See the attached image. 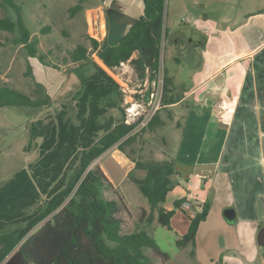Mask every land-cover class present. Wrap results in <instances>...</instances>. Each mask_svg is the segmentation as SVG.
Masks as SVG:
<instances>
[{"label": "trees", "instance_id": "obj_1", "mask_svg": "<svg viewBox=\"0 0 264 264\" xmlns=\"http://www.w3.org/2000/svg\"><path fill=\"white\" fill-rule=\"evenodd\" d=\"M165 1L143 0L142 14L118 44L88 38L89 47L77 45L67 52L69 61L77 65L73 72L79 79V89L53 112L30 123L26 150L34 146L38 156L0 184V264H153L145 249L168 260L147 228L154 221L170 227L174 210L162 205L174 184L171 176L175 175V160L134 163L144 176L128 177L150 210L146 216L140 213L135 229L124 234L120 199L105 198V192L116 195V191L101 169L92 167L115 146L123 152V146L134 138L137 123H125L120 86L106 69L112 71L130 63L140 79L150 84L156 81L166 37ZM81 3L69 9L72 15L83 9ZM0 8H11L16 15L15 21L1 18V30L18 31L14 43L35 57L36 42L30 41L21 7L15 0H0ZM38 59L45 65L43 56ZM163 73L161 105L167 106L175 99L165 68ZM26 76L31 77L29 69ZM35 88L36 98L31 99L0 84V107H51V98L42 85L35 83ZM160 124L156 112L140 131L156 132ZM183 203L184 199L173 203L189 221L185 234L176 242L181 249L193 242L207 216L205 206L188 215L181 207Z\"/></svg>", "mask_w": 264, "mask_h": 264}, {"label": "rangeland", "instance_id": "obj_2", "mask_svg": "<svg viewBox=\"0 0 264 264\" xmlns=\"http://www.w3.org/2000/svg\"><path fill=\"white\" fill-rule=\"evenodd\" d=\"M79 1L15 0V3L21 7V16L30 32V41L36 42V55L33 58L22 45L14 43L18 31L10 33L0 28V84L35 99V83H38L42 85L44 93L52 102L49 108L0 107V184L9 180L16 171L26 168L38 156L34 146L26 150L30 123L53 112L60 102L70 98L79 89V79L73 72L77 65L69 61L67 52L77 45L89 47L88 38L109 41V17L103 11L95 10V5L101 0H81L83 9L72 15L69 9ZM262 1L227 0V3H224L223 0H211L210 9L213 13H210V16L214 20L219 10H225L224 19L228 23L229 20L237 19L255 7H261ZM174 8V0L165 1L164 24L168 36L179 26H183V22L186 23L182 21L183 18L192 20L195 16L203 14L199 5H190L178 16ZM3 17L16 20L14 10L11 8H0V19ZM189 25H192L191 21ZM45 29L48 30L44 33ZM183 38V44H186V32ZM162 45L159 74L161 81H163L164 68L168 73L172 71L168 56L170 45L165 39ZM194 49L197 53L201 52L200 42L194 46ZM39 55L44 57L45 65L39 61ZM92 57L97 61L96 57ZM135 58L136 54H133L132 59ZM28 69L31 77L26 76ZM106 71L120 86L122 95L120 107L124 111L125 123L126 121L132 123V117L137 112L141 116L136 122H140L143 112L147 110V101L142 103V96L148 97L155 83L150 84L148 80L140 79L130 63ZM188 84V81L184 82L185 86ZM160 111L165 126L159 128L157 133L146 129L144 132H132L134 138L123 146V152L115 146L92 164V167L98 166L101 169L116 191V195L105 192V198L120 199L122 208L119 218L122 221L123 234L132 232L140 213L144 212L146 216L150 210L147 200L128 177L130 175L142 179L144 176L143 171L134 168V163L171 162L175 158L178 144L174 133L175 127L170 122L169 115L163 112V109L157 113ZM139 128L140 126L136 130ZM35 143L38 144L39 141ZM176 179L175 175L171 176L172 182ZM187 184L185 179L179 178V184H173L162 205L167 210H174L170 227L161 226L154 221L147 228L158 249L168 256V260L164 261L152 250L145 249V254L151 258L153 264H264V248L258 243V234L263 225L255 231L250 223H239L234 219L227 221L222 208V204L225 203L224 190L222 192H218L216 188L210 190L199 181L191 192L194 197L205 200L207 218L202 222L195 239L188 247L181 249L176 245L177 240L186 232L189 221L182 211L174 208L173 203L181 197H186L189 188ZM195 200L183 203L187 214L190 211L196 213L200 210V206L197 205L199 201Z\"/></svg>", "mask_w": 264, "mask_h": 264}, {"label": "crops", "instance_id": "obj_3", "mask_svg": "<svg viewBox=\"0 0 264 264\" xmlns=\"http://www.w3.org/2000/svg\"><path fill=\"white\" fill-rule=\"evenodd\" d=\"M210 1L174 0L177 16L190 5H199L203 14L183 18L186 23L169 36L166 31L172 71L165 72L175 103L161 109L178 143L173 183L185 179L191 194L198 181L210 190H224L222 208L234 211L235 222L250 223L258 231L264 227V0L228 23L225 10L211 18ZM95 6L109 17L110 45L118 44L143 12V0H101ZM146 99L142 96L141 102ZM161 112L153 133L165 126ZM208 164L214 166L212 174H194L196 166ZM194 198L207 208L203 198ZM181 199L185 203L187 197Z\"/></svg>", "mask_w": 264, "mask_h": 264}, {"label": "built area", "instance_id": "obj_4", "mask_svg": "<svg viewBox=\"0 0 264 264\" xmlns=\"http://www.w3.org/2000/svg\"><path fill=\"white\" fill-rule=\"evenodd\" d=\"M159 74H160V71H159ZM159 74L157 76L156 81L153 82V83H155L154 84L155 85L154 88L148 94V97H147V100H146L147 101L146 102L147 103L146 104L147 105V110L143 112L141 121L138 122V123L136 122L141 116V114L139 112H137L132 117L133 118L132 123H129L128 121H126L127 124L137 123V126L133 129V132L140 131L141 128L145 127L146 124L150 121V119L154 116V114L156 112H158L161 109V107H162V105H161L162 81L160 80ZM129 110H131V109H129ZM129 112H131V111H129ZM139 126H140V128L138 130H136V128L139 127ZM186 197L189 200H195L191 193H187ZM187 199H186V202H187Z\"/></svg>", "mask_w": 264, "mask_h": 264}, {"label": "water", "instance_id": "obj_5", "mask_svg": "<svg viewBox=\"0 0 264 264\" xmlns=\"http://www.w3.org/2000/svg\"><path fill=\"white\" fill-rule=\"evenodd\" d=\"M214 170L213 165H198L195 167V173L196 175H199L202 171L205 174H212ZM224 217L227 221H233L234 219V211L232 209H225L224 210ZM258 243L260 246L264 247V227L260 230L258 234Z\"/></svg>", "mask_w": 264, "mask_h": 264}, {"label": "flooded vegetation", "instance_id": "obj_6", "mask_svg": "<svg viewBox=\"0 0 264 264\" xmlns=\"http://www.w3.org/2000/svg\"><path fill=\"white\" fill-rule=\"evenodd\" d=\"M262 247V246H261ZM264 248V247H263Z\"/></svg>", "mask_w": 264, "mask_h": 264}]
</instances>
